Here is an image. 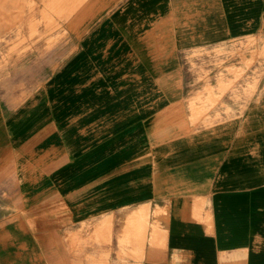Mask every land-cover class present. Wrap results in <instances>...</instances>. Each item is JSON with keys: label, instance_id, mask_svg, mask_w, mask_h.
I'll return each instance as SVG.
<instances>
[{"label": "crops", "instance_id": "obj_1", "mask_svg": "<svg viewBox=\"0 0 264 264\" xmlns=\"http://www.w3.org/2000/svg\"><path fill=\"white\" fill-rule=\"evenodd\" d=\"M46 1L0 8L7 54ZM69 10L80 53L55 18L42 83L0 65V264H264V0Z\"/></svg>", "mask_w": 264, "mask_h": 264}, {"label": "rangeland", "instance_id": "obj_2", "mask_svg": "<svg viewBox=\"0 0 264 264\" xmlns=\"http://www.w3.org/2000/svg\"><path fill=\"white\" fill-rule=\"evenodd\" d=\"M17 0H0V8H5L8 4L14 5L16 4ZM48 4L50 3V0L46 1ZM80 5L83 3V0H79ZM61 5L59 6V4ZM69 4L70 0H61V2L58 1L57 4L53 2V7L55 8H61L62 10L57 11V15H55L54 12L48 11L42 16V20L44 21L45 27H32L29 29H25L26 33L25 36H22V30L19 29H10V50L7 54V49L4 50L5 46L7 45L6 41V35L7 30L0 27V57H3L0 59V65L6 64L8 62V58L10 57V84L11 83H42L47 77L43 75H28V76H18L14 75L13 72L16 71V69L22 67V64L24 62H30L29 59L31 56H33L36 52L35 49L38 47V42L40 40H43V38L47 35H51L53 32L59 30L57 27H51L50 25L55 23V18L60 22L63 23V27L60 29L62 30V35L59 34V36L62 37L63 41V58L65 59L69 55L80 53L82 44H76V42H72L71 36H70V27H66V25L69 23V20L71 18V12L69 10ZM57 5V6H56ZM7 12L0 11V18H4ZM46 38V37H45ZM44 38V39H45ZM59 38H53V43L58 40ZM3 42V43H2ZM52 43V44H53ZM2 53H4L2 55ZM2 62V63H1ZM4 62V63H3ZM33 63V62H32ZM36 64H39V61L37 60L35 62ZM33 65L30 64V67ZM32 68H37L36 66ZM36 71V70H34ZM33 73V72H32ZM27 93H23V97H25Z\"/></svg>", "mask_w": 264, "mask_h": 264}]
</instances>
